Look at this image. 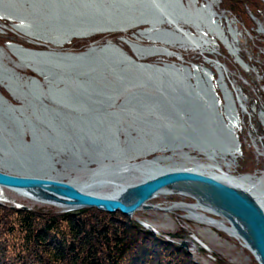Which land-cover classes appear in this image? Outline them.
Here are the masks:
<instances>
[{"label":"water","instance_id":"95a60500","mask_svg":"<svg viewBox=\"0 0 264 264\" xmlns=\"http://www.w3.org/2000/svg\"><path fill=\"white\" fill-rule=\"evenodd\" d=\"M41 2L48 9L42 17L43 23L27 24L24 30L37 35L38 37H32V39L43 43H48L44 38L49 34L67 39L84 38L96 33L122 31L144 24L152 25V28L150 27L152 32L147 34L152 42L163 43L171 41L173 34L171 30H158L162 24L166 23L169 26L191 19L181 0H41ZM33 5L36 7V3ZM1 11L8 15H15L11 10L5 11V8ZM138 33L141 36L146 31H138ZM26 55L30 58V62L65 66L77 73L102 75L104 71H109L111 74H106L114 77L122 87L140 88L135 90L129 98V106L137 105L138 101L143 98L149 99L151 96L146 94V91H155L160 95L157 97L158 102L163 100L166 107L159 109L157 104L151 102L146 109L148 111L146 114L156 116V119L159 118L161 121L168 119L171 124L169 130L171 134L164 138V140L169 139L167 143L173 139L171 136H179V139L188 142L195 150L215 149L218 151L217 149L234 148L232 129L221 122L215 106V95L209 84L201 85L198 96L196 94L194 96H201L205 104L201 106L194 101L193 97L189 106L183 107L187 110L174 109V96L170 87L166 90L156 87L160 80L157 75L164 76L169 84L173 77L179 75L168 64L161 66L144 64L134 54V59H132L107 46L93 48L75 55H56L52 51L23 50L21 56ZM153 76L155 79H152L153 81L148 79L146 87L140 84L141 78ZM152 112L157 115H153ZM176 113L188 115L186 122L187 125L190 122V129L184 127L182 131H178L172 126V122L178 119ZM194 114L198 117L194 118ZM0 188L11 190L35 202L56 207L63 212L95 209L109 214L118 212L127 217L139 209L151 208L144 206V203L154 194L175 188L180 190L181 196L193 199L194 205L221 218L227 226H223L225 230L220 229L219 231L227 236L239 238L255 263L264 264V209L246 193L232 188L228 182L206 177L193 171L154 175L135 185L125 187L114 198L88 192L86 185L82 184L74 186L72 183L47 178L14 176L1 172ZM145 227L155 232L149 226ZM190 238L204 250L207 249L206 245L193 235ZM185 243L181 241L178 246L184 249ZM190 247L187 249L190 250Z\"/></svg>","mask_w":264,"mask_h":264},{"label":"rangeland","instance_id":"374dc122","mask_svg":"<svg viewBox=\"0 0 264 264\" xmlns=\"http://www.w3.org/2000/svg\"><path fill=\"white\" fill-rule=\"evenodd\" d=\"M12 1L13 2L9 1V3L13 4L17 11L21 10V12L26 10L29 5L28 3L24 4V2H21L23 0ZM182 1L190 11L196 8L192 4H190L189 0ZM209 1L210 0H197L196 6L199 7L201 4L207 5V2ZM216 1L217 4L216 6H212V10L215 11L219 16H221V20L223 19L222 26L223 28H225V33L227 32V28L223 16L225 15L228 20L230 19L233 23H235L233 26L234 36H227L229 42H233V47L236 51V55H231L223 45V43H220L219 40H217V43H214L215 45L211 41V43H209L202 52L197 50L189 51L188 48L186 50H169L181 54L183 62L193 63L194 65H205L212 75H215L214 72L218 71L216 68H220V71L223 74V79L224 81H226L228 88H230L234 92V94L237 93L244 96L248 114H241L242 123L240 126L241 129L238 134L240 155L237 159H235V162L233 163L234 166L229 170V172L231 173V175L236 177L247 175L251 179V182L254 184L255 189L259 192L264 193V124L263 119L261 118V114H264V0H246L247 2L245 1V3H242L245 6L242 5V7H236V9L234 10L227 8L225 6L224 0ZM46 11L48 12V9H46ZM4 15L5 14H3L2 16ZM8 16L12 18L8 19L6 17H0V50L3 52L0 55V61L4 64L6 70L12 69V71L20 78H23V80H27L33 77L38 78V76L33 72L32 69H28L29 67L27 68V66L24 67L19 64V61L11 54L8 49V43L12 44L14 43V41L20 42V44L24 45L28 44V42H34L30 41V39L25 37L23 34L17 32L13 27V24H15L16 22L19 23L20 20L16 19L15 15ZM165 24L166 23H164V25L162 24L163 26L161 25L159 28L171 30V24L169 26H166ZM182 28L185 29L186 27ZM148 29L149 28L147 25H143L122 34L109 32L96 33L97 35L92 34L88 37L72 39L67 44H64L63 46L58 48H54L48 43H46L45 45H47L49 51H52L53 54H71L64 53L62 50H64L68 47L69 44L71 45L74 42L89 43L96 42L100 39L99 42H97L95 45H92V47L90 48L104 47V45L101 44H103L104 41H110L112 43H109V46L114 47L115 50L119 49L121 53H124L128 57L134 59L130 47H128L125 42H120L118 39L126 38L127 41L137 43L142 48H146L151 45L157 46L159 44L157 42L153 43L152 41H146L144 39L135 41V39L133 38L132 35H136L138 31L145 32ZM189 30L192 33H195V30L192 26H189ZM201 30L204 31L203 29ZM23 31L25 30L23 29ZM212 38L215 37L211 35L210 39ZM164 43L165 42H163L162 44ZM211 44H213L214 47H209ZM116 46H119L121 48ZM72 55L75 54L72 53ZM203 59L208 60L206 61L208 62V64H205L203 62ZM237 59L240 60L241 63H239ZM170 62H176V60L174 58L156 56L149 58L142 63L160 66L159 63L169 64ZM212 63H216L217 67L213 66ZM108 80L112 81L113 79H111L109 76ZM20 83L21 84L19 87L21 93L19 94L11 92L7 88H5L4 85L0 84V96L4 98V101L0 102H2V105L4 104L3 106L20 108L24 104L23 109L24 111L26 110V100L30 98V95L27 93L26 88L23 86V82ZM213 88L217 96L219 98H222V91L220 94L218 91L219 88H216L215 85L213 86ZM139 89L140 88H127L124 90L125 92L127 91L128 93H130ZM40 94L44 96V92H41ZM24 113L26 114L27 110ZM15 114L16 117H20L19 113H17L16 111ZM144 116L146 117L147 114H144ZM0 118L3 119L2 117ZM4 124H6L10 130H13L11 124L9 125V123H7L5 120ZM7 134L9 133L6 132V130H0L1 137H5ZM118 138L120 139V141L123 140L121 136H119ZM184 152H186L189 157V160L186 161L185 165L188 166V168L192 167L191 164H194L195 162L197 164L207 162L206 160H204V157L199 155L197 152H193L190 150H186ZM91 156L92 158L90 159L88 157L82 158L83 161L77 164V169L74 172L64 173L62 175H66L68 180L71 179L70 182H72V184L88 183L90 180L94 179L96 172H98L102 167L108 164V162H105V160L100 161L99 159H97L94 154ZM167 156L169 157L170 155L167 154ZM94 157H96L95 161ZM165 164L166 163L164 162L161 165ZM225 171H227V169H225ZM138 179L139 178L136 177L128 178L126 179V181L129 180L130 182H137ZM112 190V187L104 186L98 190V193H111ZM0 200L4 201L0 202V206H6V208H16L15 210L30 211L44 209L50 210L53 213L57 214L64 213L61 209L35 202L29 198L17 194L16 192L4 188H0ZM192 200L193 199L191 198L180 196L177 194L160 195L148 202V205L151 208L147 210L137 211L127 217V219L134 221L136 225H138L143 231L149 232L160 239L170 240L171 242H176L177 244H179L181 241H185L189 244L188 246H191L190 243L194 244V247H191L190 250H184L188 252V257L191 260L197 261L200 264H256L250 253L234 237L227 236L225 233L219 231L214 226H210L208 224L201 223L189 218L188 216H186L187 213L184 210H168L170 207H173L178 203L194 204ZM18 207H24L27 209H19ZM96 211V214L92 213V215L95 216L96 220L104 218L103 221H106L108 219L109 213L101 212L98 210ZM211 217L217 221L221 220L220 218L216 219V217L212 215ZM12 218L13 215L7 217V219L10 220H12ZM145 226H149L155 232L153 233L149 231ZM108 229L115 230L114 225H110ZM191 235H193L194 237H196V239L206 245L207 249L204 250L203 247L199 246L195 241H193L190 238ZM2 237L3 239L5 238V236ZM1 242L3 249L5 248L2 253L5 256V259L1 260L0 264H10L14 261L12 257L15 255V251L12 250L11 247L8 249V244L5 241Z\"/></svg>","mask_w":264,"mask_h":264},{"label":"flooded vegetation","instance_id":"af4514ba","mask_svg":"<svg viewBox=\"0 0 264 264\" xmlns=\"http://www.w3.org/2000/svg\"><path fill=\"white\" fill-rule=\"evenodd\" d=\"M9 1L13 2L12 0H0V8L5 7L13 11L16 15L15 18L24 24L23 29H25L26 25L30 23H43L42 17L47 11L41 0L21 1L24 2V4H29L27 9L23 12H21V10L17 11L15 6L9 3ZM35 3L36 7L33 5ZM181 3L191 19L177 22L181 28L186 27L185 29L182 28V31H185V33L177 30L174 25L170 26L171 31H176L173 32L171 41L177 40V36L180 35H192L193 33L189 30V26L196 23L199 17L202 16V19L198 20L199 24L206 23L205 19H203V14L201 15L200 12L196 11V8L190 11L182 0ZM201 6H204V4H201L200 7ZM204 13H206L205 16L208 15L207 12ZM209 15L211 16L210 21L212 22L214 16L211 14ZM146 25L150 29V24ZM136 35L140 36L138 32ZM118 40L124 42L126 39L122 40L121 38V40ZM30 41L36 42L37 40L31 39ZM99 41L100 39L96 42L89 43L74 42L71 45L69 44L68 47L62 51L71 54L82 53L93 49L90 47ZM34 42H28V44H32L29 45L34 47H31L28 44H20V42L15 41L14 43L11 42L12 44L8 43V45L16 48L19 54L22 53L23 50L36 52L49 51V48L45 45L46 43L40 41H37L36 43ZM109 43L112 42L104 41L101 45L108 46ZM165 44H167V42H165ZM117 50L119 51V49ZM206 61L208 60L203 59L204 63ZM163 64L167 63H159L160 66ZM192 64L193 63L183 62V58L181 61L176 60V62H170L168 64L173 66L174 70L179 74L178 76L173 77L169 84V87L172 90V95L174 96V109L187 110L183 109V107L189 106L191 98L199 93L201 85L209 84L213 93H216L213 86L215 85L216 88H218V83H216V81L223 77L220 68H216L218 71H215V75H212L205 65L200 64L198 66H203L210 77L208 78L207 75H202L195 77L197 78L195 79L194 76L191 75ZM35 65H37V68L38 66L46 67L45 70H40L44 73L43 78H45V80L42 78H36L35 81L32 78L27 79L35 82H32L34 84L31 83L32 90L29 88V91L32 94H29V91L27 92L30 95V98L26 100L27 106L25 109L27 110V113H24L26 111L23 109L24 104L20 108H10L3 106L2 102H0V109L6 107L9 111V113H6L1 109L0 117L9 123V125L11 124L13 128V130H10L8 126L4 124V120L0 118V130H6V132L9 133L5 137L0 136L1 173L23 177H47V179L70 182L71 179L68 180L66 175L62 174L74 172L77 169V164L83 161L82 158L88 157L90 159L92 158L91 155L94 154L100 161H106L116 157L114 155L115 152L120 151V149L116 151V146L119 147L120 145L115 144L117 133L118 137L121 136L124 140H122L123 142L121 141L122 144L120 147L124 150H129L131 145L127 146L126 138L124 139V132H127L125 123L127 122L129 124V121H120L122 129L118 128L116 132L112 123L109 122L110 118L105 117L125 111H136L137 113H142V115H144L145 111L148 112L145 109L148 108L149 105V103H145V98L141 101L139 100L137 105L129 106V98L135 91L130 93L127 91L125 92L124 89L127 88L122 87L117 83V80L114 77L108 74L77 73L74 72L73 69L70 70L65 66L36 63ZM109 76L114 81L108 80ZM22 82L24 83V80ZM221 82L224 84L226 81L222 78ZM19 84L21 83L19 82ZM5 88L8 89V87ZM38 90L44 92V96H41L39 99L33 98V96L36 95L35 92ZM218 91L221 94L219 89ZM15 94H19V92H15ZM125 105L126 108L124 107ZM15 110L19 113L20 117H16ZM181 115L182 117L178 118L180 121L172 122V126L178 131L183 130L185 127L184 118L188 116L186 113H181ZM99 116L102 118V121H100ZM180 122H182V126ZM148 126L150 125L148 124ZM147 128L148 127L136 133L134 132V137L137 136L136 138L139 139V136L141 137L145 135L143 133L144 130L150 133L156 129L155 127ZM150 129L151 131H149ZM122 154L126 155L125 152H122ZM96 157H94V161ZM163 159L160 160L159 164L165 162V165H160L166 166L172 170L191 168L185 166L186 161L189 160L187 153H185L184 156L180 153H175ZM192 165L193 164H191V166Z\"/></svg>","mask_w":264,"mask_h":264},{"label":"bare ground","instance_id":"6f19581e","mask_svg":"<svg viewBox=\"0 0 264 264\" xmlns=\"http://www.w3.org/2000/svg\"><path fill=\"white\" fill-rule=\"evenodd\" d=\"M189 1H190V4H192L194 7L196 6L197 0H189ZM216 4H217L216 0H210L209 2H207V5H204L201 7L200 6L196 7L195 10L200 12L201 15L203 14V16H204L203 19H205L206 23H200L199 24L198 20L202 19V16L199 17V19L197 20L196 23L190 25L195 30V33H193L192 35H190V34L188 36L187 35H185V36L180 35V36H177L178 39L175 41L173 40V41L167 42V44H162L161 42H157V43H159L157 46L151 45V46L146 47V48H142L137 43H132V42L127 41V40H125L124 42H126V45L128 47H130V49L132 50V53L137 58L140 59L139 61L141 63L143 61L149 59V58L156 57V56L175 58L176 60L181 61L182 60L181 55L175 51H170L169 49L186 50L188 48L189 51L197 50V51L202 52L205 49V47L208 46L209 43H211V41L214 44V43H217V40H219L220 43H223V45L226 47V49L229 51V53L234 56V55H236V51L233 47V42L232 41H231V43L229 42L227 35L234 36L233 26L235 23H233L232 20H230V19L228 20V18L223 14L224 15L223 16L224 22L226 23V28H227V32L225 33V28H223V26H222V22H223L222 20L223 19L221 20V16H219L215 11H213L214 13L212 12V6H216ZM2 9L3 8L1 7L0 12H3V11H1ZM5 11L9 12L10 9L5 8ZM204 12H207L208 15L205 16L206 13H204ZM3 14H5L6 16L5 15L2 16ZM209 14H211L212 16L215 17V18L213 17L212 22L210 21L211 16ZM0 17H6L8 19L12 18V17L8 16V13H0ZM202 24H204V25H202ZM13 25H14L13 27H15L17 32L23 34L25 37L29 38L30 40L32 39V37H35V38L38 37L37 35H33V34L29 33L28 31H26V32L23 31L22 29L24 27V24H22V22H19V23L16 22ZM145 25L146 24H144V26ZM137 27H141V25L136 26V27H132V28H128V29H123L122 31H116V32L115 31H109V33H124L127 31H131ZM150 27H152V25H150ZM174 27L177 30L185 33V31H182L183 29L179 26L178 23L174 24ZM202 28L204 31L201 30ZM158 30H163V29L158 28ZM174 31L172 30V34ZM150 32H152V31H150V29H148V30H146V33L141 34V36H138V35H132V36L135 39V41L140 40V39H144L146 41H152L150 39V36L147 35ZM47 33H49V32H47ZM211 35L213 37H215V38H212L213 40L210 39ZM44 39L47 40L45 42H48V44H50L52 47L58 48V47L63 46L64 44H67L70 40L75 39V38H73V37L68 38V39L67 38H60L58 36H53V35L49 34ZM153 43H156V42H153ZM213 44H211L210 47L211 46L214 47ZM107 47H110V46L108 45ZM116 47H119V46H116ZM111 48H114V47H111ZM119 48H121V47H119ZM8 49L11 52V54L14 57H16V59L19 61L18 62L19 64H21L24 67L27 66V68L29 67L28 69H32L33 72L38 76V78H42L45 80V78H43L44 73L40 70H45L46 67H44V66L39 67L38 66V68H37V65H35V63L30 62V58L27 55L25 57H22L21 56L22 53H20V56H19L17 49L14 47H11L10 45H8ZM2 53L3 52L0 50V55ZM237 61L239 63H241L240 60L237 59ZM210 62H212V61H210ZM216 63H212V65L217 67ZM205 64H208V62H205ZM44 65H46V64H44ZM191 68H192V74L191 75H193L194 78L198 77V76H202V75L203 76L207 75L208 78L210 77L207 74V71L204 69L203 66H198V65L192 64ZM95 72H97V70ZM106 73H109V71H104L102 74H106ZM109 74H111V73H109ZM157 77L160 80L157 83L158 85L156 87L160 90H162V89L166 90L169 87V83L166 82V79L164 78V76L157 75ZM222 78H219V80L216 81V83H218V88L220 89V91H222L223 96H222V98H219L217 96V94L214 93L215 99H216L215 106H216V109L218 110L217 114L220 115L221 122L225 123L226 125H229L232 129L234 148L224 149V150L223 149L222 150L217 149L218 151H216L215 149L214 150H199V149L195 150L193 148V146H191L188 142H185V141L179 139V136H176V137L171 136L173 139L170 140V143H167V141H169V139L164 140V138L167 136H170L171 133L169 132V130L171 129V124L166 117H165L166 118L165 121H161L159 118L155 119L156 116H150V115L148 116L147 115L145 117L144 115H142V113H137L136 111H132V112L131 111H129V112L125 111L122 113L111 114L110 116H106L105 118H107V117L110 118L109 122L112 123L116 132H117L118 128L122 129L120 121H125V122H126V120L129 121V124L127 122L125 123V128H126L127 132H124V131L123 132H124V139L126 138V143H127L126 145L127 146L131 145V146H130V148L128 147L129 150L128 149L124 150L123 148H121L120 147L121 141L118 138V133H117L116 138H115V140H116L115 144H117V145L120 144V145H119V147L116 146V151H118L119 149H120V151L115 152L114 155L116 157H114V159L112 158L111 160H106L105 162H108V164H106L104 167L101 168V170L99 172L96 173V175L94 176V179H92L88 183L82 184V185H86V189L88 192H92L95 194H98L99 187H104V186L112 187V189H113L112 192L114 191L113 194H112V192L111 193H104V194L99 193V194L102 197L114 198L117 196V193L124 190L125 187L135 185V184H137V183H139L145 179H148L150 177H154V175H158L161 173H167V172H176V171H193L197 174H200V175H203L206 177H212L216 180L219 179V180H222L223 182H225V181L228 182L232 188H234L238 191H241L243 193H246L249 197L254 199V201L257 202L260 205V207H262L264 209V193L259 192L258 190L255 189V186L251 182V179L247 175H242V176L236 177V176L231 175V173L229 172V170L231 168H233V166H234L233 163L235 162V159H237L240 155V144L238 141V134H239V131L241 129L240 126L242 123L241 114L247 115L248 109L245 105L244 96L239 95L237 93L234 94V92L230 88H228L226 82L224 84H223V82H221ZM32 79L34 81L36 80V78H34V77ZM148 79L150 81H153L152 79H155V77L153 76V77L141 78L140 84H142V86L146 87V84H148V81H149ZM195 79H197V78H195ZM22 81H23V78H20L19 76H17V74H15L12 71V69L6 70L4 64L0 61V84L1 85L8 87V89L11 92L21 93V90L19 87V85H20L19 82H22ZM34 81H32V80L24 81L23 86L26 87L27 92L29 91V88H30V90H32L31 89V86H32L31 83ZM34 83H32V84H34ZM151 92L152 91H150V92L146 91V94L148 93L151 97L147 100H144L145 103L148 104V103L152 102V103L157 104L159 109L162 107L165 109L166 104L163 102V100H161L160 103L158 102L157 97H159L160 95H158V93H156L155 91H153V93H151ZM35 93H36V95L33 96V98L39 99L42 96V94H40L41 93L40 90H38ZM29 94H32V93L29 91ZM20 95H22V94H20ZM3 99L4 98L2 96H0V101H4ZM194 101L196 103L201 104V106L205 104V101L203 100V98L201 96L200 97H194ZM121 105H122V103H121ZM124 107L126 108V105ZM2 110H4V112H6V113H9V111L6 107L3 108ZM145 112H144V114H145ZM152 113H153V115H157V113H154V112H152ZM176 115L178 118L182 117L181 114L176 113ZM102 117H104V116H102ZM196 117H198V116L195 115L194 118H196ZM187 118H188V116L184 118L185 127L187 129H190V122L188 123V125L186 122ZM261 118L263 119V124H264V114L263 113L261 114ZM99 119H100V121H102L101 120L102 118H100V116H99ZM189 119H191V118H189ZM178 121H180V120L175 119V122H178ZM195 121H197V120H195ZM180 123L182 126L183 125L182 122H180ZM147 124H149L150 126H148ZM146 127H148V128L155 127L158 129H155V131H151V129H150L149 130V131H151L150 133H148V132H146V130H144L143 131V133L145 134L144 136H141V137L139 136V139L136 138L137 136L134 137V134L136 132H139L140 130L142 131V129H146ZM186 150L197 152L199 155L204 157L207 162L198 163V164L195 162L190 169H183V170L182 169L172 170L166 166H161L160 165L161 163L159 164L160 160L168 157L167 154L169 155V153H170V155H172L175 153H180L184 156L186 153L184 151H186ZM122 152H125L126 155L125 154L123 155ZM225 169H227V171H225ZM150 172H153V174H150ZM135 177L139 178L137 182H130L129 181L130 179L128 181H126V179H128V178H135ZM67 183H71V182H67ZM75 185H80V184H74V186ZM172 194L180 195L181 193H180V190H177L175 188H173L169 191L164 190V191L158 192V193L154 194L150 200L146 201L144 203V206H149L148 202L157 198L160 195H172ZM184 197H186V196H184ZM170 209L184 210L187 213L186 216H188L189 218H191L195 221L201 222V223L208 224L210 226H214L218 230H220V229L225 230L223 226H227V224H225V222H223L221 218H220L221 219L220 221L215 220L214 218L211 217V214L206 212V210L202 209V207L200 208V206H198V205L196 206L194 204L178 203L175 206L170 207L168 210H170ZM137 211H141V209H139ZM137 211H135V212H137ZM135 212H133V213H135ZM212 216L216 217V219L219 218L213 214H212ZM231 237H234V236H231ZM234 238L237 239L242 246H244V244L242 243V241L239 238H237V237H234ZM185 245H186V247L184 249H187V247H190V246H188L189 245L188 243L187 244L185 243ZM191 247H194V244L191 245Z\"/></svg>","mask_w":264,"mask_h":264},{"label":"trees","instance_id":"16d2710c","mask_svg":"<svg viewBox=\"0 0 264 264\" xmlns=\"http://www.w3.org/2000/svg\"><path fill=\"white\" fill-rule=\"evenodd\" d=\"M245 1L224 3L234 10ZM15 209L0 206V261L5 241L15 251L10 264H200L176 242L143 231L118 212L103 221L92 215L95 209L60 214ZM112 224L115 230L108 229Z\"/></svg>","mask_w":264,"mask_h":264}]
</instances>
